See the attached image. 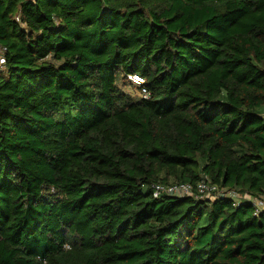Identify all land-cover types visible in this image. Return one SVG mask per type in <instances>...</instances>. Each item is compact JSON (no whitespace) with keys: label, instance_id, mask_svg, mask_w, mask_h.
Wrapping results in <instances>:
<instances>
[{"label":"trees","instance_id":"obj_1","mask_svg":"<svg viewBox=\"0 0 264 264\" xmlns=\"http://www.w3.org/2000/svg\"><path fill=\"white\" fill-rule=\"evenodd\" d=\"M0 45V264H264V210L151 193L264 194V0H0Z\"/></svg>","mask_w":264,"mask_h":264},{"label":"built area","instance_id":"obj_2","mask_svg":"<svg viewBox=\"0 0 264 264\" xmlns=\"http://www.w3.org/2000/svg\"><path fill=\"white\" fill-rule=\"evenodd\" d=\"M16 21H19V17H15ZM6 65V48L0 45V70H3ZM133 79L139 83L142 80L137 76H132ZM139 95L142 98L148 96V91L145 87H140ZM264 119V113H263ZM151 193L154 198H157L161 195L166 196H175V197H187L195 196L199 199L214 200L218 197L227 196L229 197L234 205H239L241 202H248L253 205L254 212L253 214L257 216L261 211L264 210V194L257 196H252L248 193H239L235 191H224L223 189L218 188L216 185L210 182L206 175H201L200 178L195 182L194 185L190 183H153L151 185Z\"/></svg>","mask_w":264,"mask_h":264},{"label":"rangeland","instance_id":"obj_3","mask_svg":"<svg viewBox=\"0 0 264 264\" xmlns=\"http://www.w3.org/2000/svg\"><path fill=\"white\" fill-rule=\"evenodd\" d=\"M129 80H130L129 85H127V86H122L121 85V87L123 88V90L131 93L132 95H138L139 94L138 86H139L140 83L135 81L133 79V77L131 79H129Z\"/></svg>","mask_w":264,"mask_h":264}]
</instances>
